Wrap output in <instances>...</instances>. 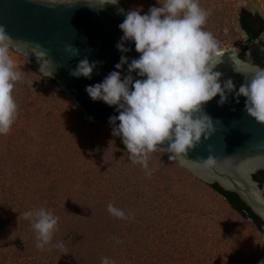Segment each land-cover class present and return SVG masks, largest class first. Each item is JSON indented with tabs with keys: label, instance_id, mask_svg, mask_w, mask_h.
<instances>
[{
	"label": "rangeland",
	"instance_id": "rangeland-1",
	"mask_svg": "<svg viewBox=\"0 0 264 264\" xmlns=\"http://www.w3.org/2000/svg\"><path fill=\"white\" fill-rule=\"evenodd\" d=\"M147 12L157 0H119ZM211 10L204 28L223 53L250 54L240 23L246 8L264 18V0H199ZM264 48V30L254 39ZM222 53V54H223ZM22 79L19 113L0 134V264H258L264 233L214 188L169 153L150 154L146 175L129 158L113 127L85 118L34 60L10 47ZM111 203L129 218L108 212ZM44 207L59 217L52 244L36 246L26 211ZM122 241L115 244V240Z\"/></svg>",
	"mask_w": 264,
	"mask_h": 264
},
{
	"label": "clouds",
	"instance_id": "clouds-1",
	"mask_svg": "<svg viewBox=\"0 0 264 264\" xmlns=\"http://www.w3.org/2000/svg\"><path fill=\"white\" fill-rule=\"evenodd\" d=\"M118 3L119 0H100L94 5ZM157 4L144 13L140 9L125 13L119 24L123 35L116 45L122 53L119 62L101 82L85 88L92 100L116 106L119 114L109 117L113 135L122 138L129 158L142 165L146 175L155 170L149 168L151 153L167 152L169 160L183 163L189 149L201 143L202 137L211 136L215 125L202 109L218 94L219 104L227 102L232 93L237 102L239 96H244L247 113L264 123V68L254 65L244 71L253 75L238 90L231 78L221 81L222 73L215 70L221 62L219 43L204 28L211 10L202 8L199 0H157ZM127 42H134L138 58L129 61L123 55L131 51ZM14 43L6 26L0 24V134L9 133L19 113L14 88L22 79V71L9 54ZM98 63L85 57L71 74L91 79ZM125 65L127 74H122ZM204 163L212 166L213 156ZM107 207L114 217L129 218L123 209L111 203ZM23 215L32 222L38 248L65 247L62 241L52 244L59 221L52 211L40 207ZM114 243L122 241L116 239ZM102 264L114 261L103 257ZM258 264H264V259Z\"/></svg>",
	"mask_w": 264,
	"mask_h": 264
},
{
	"label": "water",
	"instance_id": "water-1",
	"mask_svg": "<svg viewBox=\"0 0 264 264\" xmlns=\"http://www.w3.org/2000/svg\"><path fill=\"white\" fill-rule=\"evenodd\" d=\"M99 2L0 0V24L6 26L15 40L11 48L33 59L36 70L42 76L54 79L62 92L83 110L87 120L114 127L109 117L119 114L116 106L92 100L85 88L101 82L119 62L122 53L116 45L123 35L119 24L129 10L120 1L118 4L94 5ZM250 41L249 55L225 52L220 54L221 62L216 66L230 63L221 81L231 78L237 90L253 75L244 71L254 65L264 68V48L254 39ZM127 46L131 51L123 55H127L129 61L138 58L140 53L135 50L134 42H127ZM85 57L90 62H100L91 79L71 74ZM121 71L127 74V65ZM238 99L239 102L232 93L227 102L219 104L218 94L204 104L202 110L212 117L216 130L189 149L181 164L207 184L217 182L224 189L236 192L264 220V184L254 178V174L264 170V123L257 122L247 113L244 96ZM210 155L214 163L208 167L204 159ZM251 162L258 164L243 172L241 166Z\"/></svg>",
	"mask_w": 264,
	"mask_h": 264
},
{
	"label": "trees",
	"instance_id": "trees-1",
	"mask_svg": "<svg viewBox=\"0 0 264 264\" xmlns=\"http://www.w3.org/2000/svg\"><path fill=\"white\" fill-rule=\"evenodd\" d=\"M239 19H240V23L242 25V28L247 32L250 39H256V38L260 37V35L262 34V32L264 30V18L260 14L252 13L250 10L244 8L240 12ZM22 55H24V54H22ZM42 77L47 78L50 81L56 82L54 79H52L50 77H45V76H42ZM254 178L256 180H258L261 183V185L264 184V170H259L256 174H254ZM210 186L212 188H214L217 192H219L235 210H237L239 213L245 215L246 217L252 219V221L257 226V228L262 233H264V220L258 214H256L240 198V196L236 192L224 189L217 182L210 184Z\"/></svg>",
	"mask_w": 264,
	"mask_h": 264
},
{
	"label": "bare ground",
	"instance_id": "bare-ground-1",
	"mask_svg": "<svg viewBox=\"0 0 264 264\" xmlns=\"http://www.w3.org/2000/svg\"><path fill=\"white\" fill-rule=\"evenodd\" d=\"M219 53L220 54L223 53L221 49H219ZM229 67H230V63L229 62L228 63L226 62L223 66H221V67L219 66V68L216 67L215 70L220 71L222 73V76H223L226 73V71L229 70ZM256 164H258V163L257 162L246 163L245 165H242L241 166V170L243 172L244 171H247V170L251 169L252 167L256 166Z\"/></svg>",
	"mask_w": 264,
	"mask_h": 264
},
{
	"label": "flooded vegetation",
	"instance_id": "flooded-vegetation-1",
	"mask_svg": "<svg viewBox=\"0 0 264 264\" xmlns=\"http://www.w3.org/2000/svg\"><path fill=\"white\" fill-rule=\"evenodd\" d=\"M252 220V219H251Z\"/></svg>",
	"mask_w": 264,
	"mask_h": 264
}]
</instances>
